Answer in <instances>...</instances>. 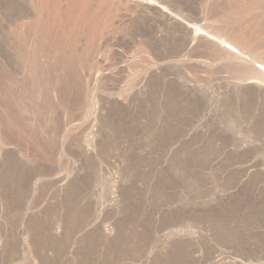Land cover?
<instances>
[{
	"label": "rangeland",
	"instance_id": "rangeland-1",
	"mask_svg": "<svg viewBox=\"0 0 264 264\" xmlns=\"http://www.w3.org/2000/svg\"><path fill=\"white\" fill-rule=\"evenodd\" d=\"M136 1L0 0V264H264V0Z\"/></svg>",
	"mask_w": 264,
	"mask_h": 264
},
{
	"label": "bare ground",
	"instance_id": "bare-ground-1",
	"mask_svg": "<svg viewBox=\"0 0 264 264\" xmlns=\"http://www.w3.org/2000/svg\"><path fill=\"white\" fill-rule=\"evenodd\" d=\"M130 1V0H129ZM136 1V0H135ZM142 1V3H144V4H146L147 5V3H149V4H151V3H153V1H151V0H141ZM137 2V1H136ZM133 3V2H132ZM138 3V2H137ZM103 4V3H102ZM141 6V5H140ZM137 7V6H136ZM108 8V7H107ZM23 11V10H22ZM21 11V12H22ZM171 17H173L175 20L177 19L174 15H172L171 14ZM11 18V17H10ZM4 19V18H3ZM178 20V19H177ZM9 31V30H8ZM3 33V32H2ZM19 33V32H18ZM17 33V34H18ZM15 34V33H14ZM13 34V35H14ZM32 35V34H31ZM21 37V39H22V37L24 38L25 37V35L24 36H22V35H20ZM35 37H36V35H34ZM38 36V35H37ZM18 37V36H17ZM26 37H27V34H26ZM25 37V38H26ZM34 37V38H35ZM209 39H211V40H213L214 41V39H212L211 37H209V36H207ZM9 38H10V36L6 33V31H5V33H3V37L1 36L0 37V46H1V48H3L4 50H2L3 51V56H4V58H5V60H6V62L7 63H9V58L12 60V57L10 56V57H8V55H10L11 53H9V52H11L10 51V47H11V44L10 43H13V42H11L10 40H9ZM14 38V41H15V43H16V45L18 44L19 46L18 47H21L22 48V53H24V55L26 56V58L27 59H29V63H30V65H29V68H31V70H30V72L32 71V70H35L36 71V69H37V67L36 66H38V65H42V64H38L37 65V63H38V58H37V49H38V47H37V44H36V47L35 46H33L34 45V42H33V45L32 46H30V44H32V43H29V46L27 45L28 43H27V39H24V42L22 41H17L16 42V40H17V38L16 37H13ZM28 38V37H27ZM23 40V39H22ZM232 41H234V40H232ZM237 41V40H236ZM216 42H219V41H216ZM231 41H228V42H226L225 41V43L226 44H224V41L223 42H219V44L221 45V47L220 48H222L223 50H226L227 52H229V53H239V52H242V50H243V48L240 46V45H238V42H237V44H233V42H231ZM19 43H23L22 45L21 44H19ZM240 44H242V43H240ZM14 45V44H13ZM219 45V46H220ZM243 45V44H242ZM9 47V48H8ZM47 47V46H46ZM60 47V46H59ZM59 47H57V48H59ZM48 48V47H47ZM50 48V47H49ZM40 49H42V46H41V48ZM1 50V49H0ZM43 50V49H42ZM47 50V49H46ZM49 50V49H48ZM48 50H47V52H48ZM45 51V50H44ZM43 51V52H44ZM50 51V50H49ZM53 51V50H52ZM42 52V53H43ZM38 53H40V52H38ZM52 53V52H51ZM44 54V53H43ZM46 55V54H45ZM43 56V55H42ZM55 58H57L56 59V63L53 65L54 67H56L55 69H54V72L53 71H51L52 70V68H51V66H47L48 68H49V70L53 73H50L49 74V72L50 71H48L46 68H45V70H46V73L47 74H49V76H50V80H49V90H48V93H46L47 94V96L48 95H53L52 97H54V96H56L59 92H60V96L62 97V96H64V94L63 93H61V91H60V88H61V84H63V83H65V77H66V68H65V65H66V63H65V54H64V52H61V53H59L58 54V56L56 57L55 56ZM40 59V58H39ZM25 62V61H24ZM40 63H42V62H40ZM52 63H53V61H52ZM162 64V63H161ZM46 65V64H45ZM163 65V64H162ZM7 66V65H6ZM39 66V67H40ZM43 67H44V64L42 65ZM52 66V67H53ZM165 66V65H164ZM8 68V67H7ZM33 68V69H32ZM8 70H9V68H8ZM39 70V71H38ZM38 72H40V70H41V67H40V69L38 68ZM43 70H44V68H43ZM256 70L258 71V73L261 75L260 77L264 80V65L263 64H258L257 65V68H256ZM10 72H11V69L9 70ZM36 71V72H37ZM42 71V70H41ZM45 73V72H44ZM257 73V74H258ZM30 74H32V73H30ZM35 74L33 73V76H34ZM36 75H39V74H37L36 73ZM41 75V74H40ZM43 75V74H42ZM32 76V75H31ZM48 76V77H49ZM41 77V76H40ZM33 78H35V76L33 77ZM51 81V82H50ZM53 81V82H52ZM249 83H257V81L256 80H249L248 81ZM46 83H47V81H46ZM55 83V84H54ZM258 84H259V82H258ZM48 86V85H47ZM62 87H64V86H62ZM46 88V90L48 89L47 87H45ZM44 88V89H45ZM63 89H65V88H63ZM43 90V89H42ZM264 91V90H263ZM43 92H44V90H43ZM57 98H58V95H57ZM91 98V97H90ZM54 99V98H53ZM62 99H63V97H62ZM55 100V99H54ZM57 102H59L58 101V99L56 100ZM126 101V100H125ZM52 102V101H51ZM55 104V103H54ZM63 110H65V109H63ZM36 121V120H35ZM37 123V122H36ZM64 130H65V128L63 127V128H61L60 129V131L59 132H64ZM61 134V133H60ZM65 135V134H64ZM64 135H62V136H64ZM223 258V257H222ZM219 259V258H218Z\"/></svg>",
	"mask_w": 264,
	"mask_h": 264
}]
</instances>
